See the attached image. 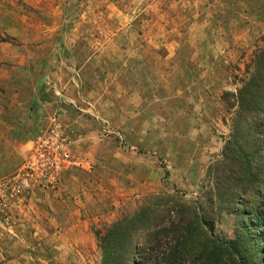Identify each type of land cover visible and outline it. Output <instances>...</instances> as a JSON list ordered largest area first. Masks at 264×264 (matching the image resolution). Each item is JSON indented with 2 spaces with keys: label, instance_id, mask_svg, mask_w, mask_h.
<instances>
[{
  "label": "rangeland",
  "instance_id": "rangeland-1",
  "mask_svg": "<svg viewBox=\"0 0 264 264\" xmlns=\"http://www.w3.org/2000/svg\"><path fill=\"white\" fill-rule=\"evenodd\" d=\"M147 1L0 0V131L27 132L31 125L35 133L25 139L28 153L22 161L21 152L22 165H16L12 173L0 174V181L21 172L53 118L69 137L71 150V163L59 173L56 183L44 178L11 202L0 217V235L15 238L20 225L29 220L33 225L28 211L32 213L36 194L57 201L79 220L76 224L82 230L74 237L84 243L77 247L73 264H101L98 237L118 220L149 208L157 198L180 202L185 206L182 212L191 205L198 207L203 219L214 222L213 231H202L214 245L215 238L225 245L242 236L250 228V218L264 214V75L255 74L264 64V17L248 15L240 26L225 19L221 26L225 33L220 32L223 41H215V0H184L187 18L192 16V6L200 2L209 18L192 31L198 38L214 36L211 44L204 40V47L215 48V87L211 89V76L205 74L210 89L199 91L197 102L190 96L181 102L174 89H167L168 103L163 106L170 108V114L165 120H159L153 110L132 122L130 114L111 112L109 102L101 113L73 70L75 88L83 97L79 103L69 104L83 118L82 124L72 132L69 113L59 106L49 119L32 121L33 81L42 73V54L63 50L64 59L74 45L77 50H90L101 42L99 30L105 31V37L111 35L110 26L103 21L112 13L109 6L131 8ZM134 123L139 124L137 129ZM85 228L89 233H84ZM202 232L192 237L195 261L187 264L209 263V259L197 260L196 253L206 246Z\"/></svg>",
  "mask_w": 264,
  "mask_h": 264
},
{
  "label": "crops",
  "instance_id": "crops-1",
  "mask_svg": "<svg viewBox=\"0 0 264 264\" xmlns=\"http://www.w3.org/2000/svg\"><path fill=\"white\" fill-rule=\"evenodd\" d=\"M186 7L184 0H148L144 6L140 4L131 8L109 6L112 13L103 21L107 27L110 26V36L105 37V31L99 30L101 42L95 43L90 50H77L74 45L64 59H61L63 50L42 54V73L33 81L32 121L37 123L49 119L59 106L69 113L68 124L72 132L77 130L79 123L82 124L83 118L74 114L69 104L79 103L83 97L75 88L73 70L78 73L86 96L93 98L101 113L109 102L111 112L130 114L132 122L139 120L138 115H150L153 110L159 120H165L170 114V108L163 106L168 103V96L165 98V94H169L167 89L169 92L174 89L173 94L178 95L181 102H186L187 96L197 102L199 91L210 89L205 74L211 76V89L215 87L212 80L215 78L212 61L215 48L204 47L205 41L211 44L214 36L198 38L192 31L209 19L202 2L192 6L191 18H187V13L183 14L187 12ZM248 15L264 17V0H215V41H223L220 32L225 33L221 27L225 25V19L229 24L240 26L244 25L243 19ZM177 24H183V27H174ZM44 40L40 43L43 44ZM25 48L30 52L29 46ZM41 49L45 51L42 45ZM56 92L58 96H55ZM138 125L133 124L136 129ZM18 131L8 128L0 131L1 175L12 173L16 165H22L28 153L25 139L35 134L31 132V125L27 132ZM28 212L33 225L31 220L20 225L13 235L16 239L0 235V264H73L75 253H79L77 247L82 248L80 243H84L74 237L82 230L76 224L79 220L57 201L46 200L41 194L34 195L33 214ZM84 233H89L87 228ZM27 249L35 253H27Z\"/></svg>",
  "mask_w": 264,
  "mask_h": 264
},
{
  "label": "trees",
  "instance_id": "trees-1",
  "mask_svg": "<svg viewBox=\"0 0 264 264\" xmlns=\"http://www.w3.org/2000/svg\"><path fill=\"white\" fill-rule=\"evenodd\" d=\"M264 58V56H263ZM262 59V58H261ZM263 65L255 74L264 75ZM191 205V204H190ZM180 202L157 198L149 208L136 211L113 224L106 234L98 237L101 264H187L195 261L192 240L206 229L213 231L214 222L205 220L198 207L189 206L182 212ZM250 228L226 243L215 245L202 232L206 246L197 260L207 264H264V214L250 218ZM212 243V245H208Z\"/></svg>",
  "mask_w": 264,
  "mask_h": 264
},
{
  "label": "built area",
  "instance_id": "built-area-1",
  "mask_svg": "<svg viewBox=\"0 0 264 264\" xmlns=\"http://www.w3.org/2000/svg\"><path fill=\"white\" fill-rule=\"evenodd\" d=\"M52 121L49 131L36 140L31 159L21 172L10 180L0 181V217L13 200L30 192L37 182L49 178L50 184L56 183L59 173L71 163L69 137L57 118Z\"/></svg>",
  "mask_w": 264,
  "mask_h": 264
}]
</instances>
